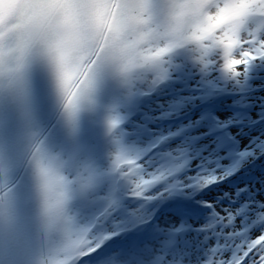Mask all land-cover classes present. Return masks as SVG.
Returning a JSON list of instances; mask_svg holds the SVG:
<instances>
[{
  "label": "snow or ice",
  "instance_id": "1",
  "mask_svg": "<svg viewBox=\"0 0 264 264\" xmlns=\"http://www.w3.org/2000/svg\"><path fill=\"white\" fill-rule=\"evenodd\" d=\"M254 20H264V0H0V67L46 47L66 113L106 65L153 83L157 69L172 76L170 65L190 67L195 53L196 71L218 67L235 84L264 68V29L250 30ZM117 131L123 121L109 119L110 146L98 152L77 127L56 163L34 162L49 224L41 230L30 192L18 196L0 218V264H264V197L240 200L244 185L225 192L230 205L218 211L219 200L200 194L227 176L176 166L160 146L129 157ZM262 155L252 150L249 159L264 163ZM54 240L58 247L37 258Z\"/></svg>",
  "mask_w": 264,
  "mask_h": 264
},
{
  "label": "rangeland",
  "instance_id": "2",
  "mask_svg": "<svg viewBox=\"0 0 264 264\" xmlns=\"http://www.w3.org/2000/svg\"><path fill=\"white\" fill-rule=\"evenodd\" d=\"M257 24V20L251 22L250 30L264 29V26L258 28ZM44 50L46 48H39V51ZM190 60V67L170 65L176 69L172 76L168 68L157 69L153 83H145L146 76L143 73L122 78L111 65L103 66L97 75L99 85L92 81L91 87L80 96L79 102L91 108L77 109L73 113L74 117L79 119L83 114L85 117L69 125L63 116V95L58 105L52 101L58 82H61L60 73L56 79L46 81L40 92L43 105L38 111H31L36 117L35 121L24 126L26 138H17L20 141L13 148L15 151L12 156L3 158L4 163L13 165L14 177L5 183L0 174V218L7 217L18 196L30 192L31 212L41 230L46 229L49 218L42 192L35 188L37 183L41 185V180L34 162H43L45 165L56 163L64 136H71L77 127L82 143L87 142L98 152L105 150L110 146L107 130L105 133L97 131L96 120L107 124L112 118L123 121L125 132L122 134L117 131L115 136L129 157L160 146L164 153L171 154L169 159L176 166L199 164L201 169L211 175L218 165H224L225 169L221 173L228 179L201 193L204 201L215 203L219 200L218 204L229 206L227 199H221L223 194L236 193L244 185L250 187L244 193H236L240 200L249 199V192L256 199L264 197V163L255 158L249 159L252 150L258 149L264 153V68L254 69L246 79L232 84L218 67L196 71L198 65L195 63V53L190 55ZM6 66L0 67V90H10L1 96L4 101L16 98L18 90L6 82V73L16 71L18 63L13 61L11 69ZM33 80L29 79V82ZM151 87L159 91L156 96H153ZM167 98L174 99V102L163 105L161 102ZM16 110L11 112V116L15 115ZM149 110L156 114L155 123L144 115ZM5 112L0 111V127L7 131L9 123L3 120ZM137 114L142 117L141 121L132 119ZM130 122L137 130L125 126ZM196 125L203 127L199 132H191L190 127ZM212 134H217V138L209 137ZM249 141L251 144L246 149ZM15 154H20V157ZM263 159L264 155L261 156ZM237 223L239 225V220ZM250 235L245 233L244 239L247 240ZM58 244L59 241L54 240L49 248L37 252V258L49 254L50 249L54 250Z\"/></svg>",
  "mask_w": 264,
  "mask_h": 264
},
{
  "label": "bare ground",
  "instance_id": "3",
  "mask_svg": "<svg viewBox=\"0 0 264 264\" xmlns=\"http://www.w3.org/2000/svg\"><path fill=\"white\" fill-rule=\"evenodd\" d=\"M158 3L162 6L163 0H158ZM258 24L257 27L261 28L264 26V20H257ZM264 28V27H262ZM39 48H46L42 45H36L32 48L28 49L26 53L24 54L23 58L20 59L18 63V67L16 71L6 73L7 75V84L10 83L11 86L14 85L17 90V97L13 99H8L4 101L1 99V96L8 94L10 90L2 91L0 90V111H6L4 113V118L7 121L8 130L5 131L4 128L0 127V174L3 177V180L5 183H9L11 177H14V173L12 171L13 165L7 164L6 162H3V158L7 156H12V153L15 151L13 149L17 142H19V139L26 138L25 133V127L26 125H29L30 122L35 121V115H32L31 111H38V109L43 105L41 104V97L40 92L42 89V86L44 83L48 80L56 79L59 75V69L57 67L56 61L53 57H51L48 49L44 51H39ZM34 56V57H33ZM6 66V65H5ZM7 67V66H6ZM4 68V67H2ZM103 67L98 68L93 74H92V81L96 83V85H99V80L97 79V75L99 74L100 70H102ZM157 71V70H156ZM34 79L32 82H29V79ZM2 80V77H0V81ZM6 80V79H5ZM59 85L56 87L54 96H53V103L55 105H58L60 102L62 95H63V88L62 83L58 82ZM1 84V83H0ZM29 86V87H28ZM153 96H156L157 90H154L153 87H151ZM160 94V93H159ZM12 98V96H11ZM81 99V98H80ZM79 99V101H81ZM181 99V98H180ZM198 100V99H197ZM172 102H174V99L167 98L163 99L161 102L163 105H169ZM16 103L18 105L16 106ZM155 105V102H154ZM78 109H85V108H91L89 105H84L79 102ZM143 107V106H142ZM17 108L15 115L11 116V112L14 111ZM64 111V119L66 124H70L72 121L76 120H83L85 117L84 114L79 119H76L73 115V113H66L65 107L63 106ZM10 113V114H9ZM144 115H147L149 119L154 120L153 123H155L156 120V114H153L151 110L145 112ZM154 115V117H153ZM132 119L142 120V117H140V114L133 116ZM212 122V121H210ZM97 125V131H100L101 133H105L107 130V124L102 123V120H96ZM132 122L129 124H126L125 126L131 127L132 130H137L136 127H132ZM95 125V126H96ZM124 125V124H123ZM94 126V127H95ZM203 126L196 125L190 127L191 132H199L202 129ZM220 128V126H218ZM61 129V128H60ZM217 134H212L211 138H217ZM19 138V139H17ZM208 138V137H207ZM209 139V138H208ZM87 143V142H86ZM16 157H20V154H15ZM264 160V159H263ZM218 168L212 170V173L216 171L223 172L225 169V166L218 165ZM21 175H23V172H21ZM19 176V175H18ZM40 182L36 184L37 190H41ZM222 207H224L221 204H217V210L219 211ZM223 215V213L221 212ZM47 228V227H46Z\"/></svg>",
  "mask_w": 264,
  "mask_h": 264
}]
</instances>
